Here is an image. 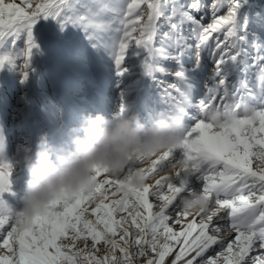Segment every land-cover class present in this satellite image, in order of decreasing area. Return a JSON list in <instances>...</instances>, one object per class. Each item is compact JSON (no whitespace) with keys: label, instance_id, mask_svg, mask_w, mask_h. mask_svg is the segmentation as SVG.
I'll return each mask as SVG.
<instances>
[{"label":"snow or ice","instance_id":"1","mask_svg":"<svg viewBox=\"0 0 264 264\" xmlns=\"http://www.w3.org/2000/svg\"><path fill=\"white\" fill-rule=\"evenodd\" d=\"M245 2L0 0V49L7 45L0 68L22 61L27 79L38 47L33 27L52 17L107 50L119 76L135 58L131 90L139 93L145 80L152 86L142 102L146 123L161 109L183 120L178 146L143 168L145 157L130 160L121 177L97 169L90 190L52 201L28 221L5 198L15 195L13 167L0 163V264H264V44L248 31ZM205 52L211 71L201 80ZM252 68L259 91L249 86ZM169 75L178 83L160 79ZM229 105L231 122L207 119L211 108ZM126 109L122 93L117 114ZM138 168L147 182L125 187ZM197 192L211 201L209 210L181 208V198Z\"/></svg>","mask_w":264,"mask_h":264},{"label":"clouds","instance_id":"2","mask_svg":"<svg viewBox=\"0 0 264 264\" xmlns=\"http://www.w3.org/2000/svg\"><path fill=\"white\" fill-rule=\"evenodd\" d=\"M236 113L229 105L223 109L211 108L207 119L214 124L231 122ZM179 114L159 110L151 123H146L140 112L126 109L124 114L106 116L101 112L82 115L78 126L66 129L65 139L53 143L49 133L38 134L34 145L25 146L23 166L26 173L19 191L18 218L30 220L47 211L52 201L74 197L95 184L97 169L106 170L113 177H121L130 160L145 157V164L161 152L181 142ZM182 167V162L177 161ZM138 168L125 187H142L147 181ZM176 166L163 172L171 175ZM180 206L190 212L207 211L211 201L203 193L185 195Z\"/></svg>","mask_w":264,"mask_h":264},{"label":"rangeland","instance_id":"3","mask_svg":"<svg viewBox=\"0 0 264 264\" xmlns=\"http://www.w3.org/2000/svg\"><path fill=\"white\" fill-rule=\"evenodd\" d=\"M246 13L248 16V31L255 33L259 42L264 44V0H246L242 8V15ZM33 31L41 37L50 38V46L46 48V55L49 62H51L52 69L55 76V84L63 97L64 104H58L57 100L52 97L48 90L45 80L44 72L41 66L33 74V89L35 101H40V96L43 98V113L40 115L38 110H34V114L39 118L40 123L46 129H50L54 143H59L65 139V131L70 126H78L81 123L82 115L91 112L96 114L101 112L106 116H111L117 112L116 105L121 103V94H124V101L127 104V109L140 112L142 118L144 112L142 111V102L149 95L151 84L145 80L143 88L139 93L131 90L130 86L134 80L137 79L135 73H138V68L134 67L135 58L128 57L125 60V65L128 66L129 71L122 76L117 75L114 59L107 50L103 47H94V41L90 40L86 33L80 28L71 24L61 27L60 23L52 17L40 18L34 25ZM24 38H20L17 42H24ZM52 41V42H51ZM62 41H67L72 44L78 51L77 55L71 54V57L63 55L58 50H55L54 44H60ZM23 48L22 45L18 46ZM7 45L5 49L6 50ZM70 52L69 47H66ZM204 63L199 73L201 80L209 77L211 71V60L207 52L204 54ZM185 64H191V61L185 58ZM7 64L0 69V74L9 76ZM169 68L175 70V64L169 63ZM256 69H249L247 77L249 86L256 87L259 91L258 82L256 79ZM240 78V74L232 77L235 81ZM165 84L178 83L173 76L169 75L161 77ZM29 80L28 78L26 81ZM12 88L18 90L23 87L26 82H20L17 76L10 78ZM155 89H153V93ZM200 91L196 93L198 96ZM24 102V98L18 96L15 100L16 105ZM42 102V101H41ZM231 103V101H229ZM251 106V102H249ZM120 105V104H119ZM242 110V109H241ZM79 120L77 121V118ZM3 138V139H2ZM1 144L10 145L11 141L7 135L0 137ZM255 166V165H254ZM164 173L161 172L160 175ZM15 195L7 193L5 198L9 204L18 207V195L13 190ZM100 254H103L104 245H100Z\"/></svg>","mask_w":264,"mask_h":264},{"label":"bare ground","instance_id":"4","mask_svg":"<svg viewBox=\"0 0 264 264\" xmlns=\"http://www.w3.org/2000/svg\"><path fill=\"white\" fill-rule=\"evenodd\" d=\"M33 37L38 44L37 48L32 49V55L30 57V69L28 74V79L22 80V74L19 70V64L22 61H18L16 66L7 67L9 71V76L5 74H0V137L7 135L11 141L10 145L1 144L0 146V163L8 162L12 165V190L17 193L23 188L24 181L26 179V173L23 166V156L25 151V146L32 144L34 145L35 140L39 133L47 132L49 133L51 141L54 143V138L50 129L47 127L44 129L39 121L37 115L34 114V110H38L40 115L43 113V98L40 96V101L34 99V89H33V74L42 64V69L44 72L45 80L48 86V90L52 97L57 100L58 104H64L62 95L60 94L56 84L53 67L51 62H49L46 55V48L50 44L49 37H41L33 31ZM52 42V41H51ZM25 47L24 42L17 44ZM55 50H58L63 55L71 57V54L77 55L78 51L76 48L67 41H62L60 44H54ZM66 47H69L70 52L67 51ZM7 64L4 65V67ZM3 70L2 68H0ZM17 76L20 82H26V84L18 88V90L12 88L10 78ZM20 96L24 98V102L20 105H16L15 100ZM42 101V102H41ZM118 103L116 105V110L119 107ZM79 117L77 118V121ZM3 139V138H2ZM5 193L4 195H6Z\"/></svg>","mask_w":264,"mask_h":264}]
</instances>
